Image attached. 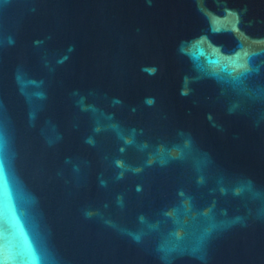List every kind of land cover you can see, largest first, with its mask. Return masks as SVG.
<instances>
[{"label": "water", "instance_id": "water-1", "mask_svg": "<svg viewBox=\"0 0 264 264\" xmlns=\"http://www.w3.org/2000/svg\"><path fill=\"white\" fill-rule=\"evenodd\" d=\"M0 264H264V0H0Z\"/></svg>", "mask_w": 264, "mask_h": 264}]
</instances>
